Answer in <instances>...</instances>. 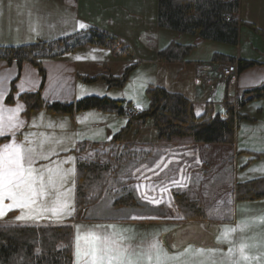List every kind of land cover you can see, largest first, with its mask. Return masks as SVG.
Wrapping results in <instances>:
<instances>
[{
	"label": "crops",
	"instance_id": "obj_1",
	"mask_svg": "<svg viewBox=\"0 0 264 264\" xmlns=\"http://www.w3.org/2000/svg\"><path fill=\"white\" fill-rule=\"evenodd\" d=\"M157 1L0 0V46L2 47L30 45L36 41L52 42L58 39H71L90 29H95L116 37L120 46L129 48L132 54V57H115L108 50L79 47L70 54L42 61L43 79L31 64L23 63L18 67L14 63L7 65L0 62V93L4 97L0 101V106L4 108L5 119L9 115L7 107L19 108L20 113H17V117L24 112V105L17 98L20 93L39 92L45 103L73 104L82 98L92 96L125 101L118 96H112L111 93L115 94L116 89L109 90L102 80L90 83L84 81L83 78L109 75L121 77L124 70L130 66H135V68L125 85L131 81V76L139 69L151 68L154 71H150L161 80H158L157 86L186 97L190 101V112L194 116L200 115L206 105H212L217 112H223L222 103L225 93L229 90L246 94V92L264 85V0H238L237 12L233 15L238 23L235 47L203 41L190 35L159 28ZM81 23L85 25L83 29L79 27ZM172 44L187 46L190 50L180 61L170 63L159 61L157 54ZM215 55L256 64L237 74L236 78L228 84L218 83L216 81L219 70L226 64L219 59L213 61ZM98 67H103L106 71L105 74H100L97 71ZM254 70L258 71V74H252L254 76L248 74V77L245 78L244 73ZM12 82L15 83V86L13 85L15 104L9 107L5 105V99L10 92ZM247 95V99L243 100L242 98L244 103L237 107L236 113L256 122L262 116L259 111L251 112L252 115L244 113L246 105L253 101L251 96ZM19 120L23 121L24 126L13 138L15 142L21 143L20 136L24 134L28 137L27 141L23 138L26 147L32 146L38 152H44L50 156L49 160L37 159L34 167L40 168L42 165L55 167L53 161L59 162L73 158L69 163L62 165L65 170L74 169V174L70 176L68 183L64 185L63 189H60L61 193L65 189H71L72 211L66 216H71L75 212L77 163L95 161L100 164L96 161L98 158H103V155L110 158L115 155L120 156L117 153V150L120 149L121 152L129 155L126 162L131 161L133 165L130 166H135L146 163L150 153L161 147L176 148L174 143L158 142L157 129L152 126L150 121H146L142 127L132 126L121 142L111 143V137L124 126L125 120L122 116H116L114 113H104L93 109L73 112L71 115L54 114L41 110L32 112L28 119L20 117ZM9 135L0 138V148L4 143L13 142L8 138ZM79 143L84 144L85 152H77ZM189 146L204 147L210 150L217 149L214 147H225L203 144ZM222 150L226 151L225 148ZM53 151L57 154L52 155ZM138 157L139 159L134 162ZM235 158L234 160L237 161L238 156ZM133 159L134 161H132ZM172 161L175 160L172 159ZM121 168H124V165ZM122 174L119 172L116 177H111L107 184V186H111H109L111 190H113L114 183L120 187L117 190V196L112 198L113 200L111 199L112 204L123 194H131L130 187L126 188L125 185H122L123 182L118 180L121 179ZM117 177L118 179H116ZM195 180L200 181V178L197 176ZM200 182H204V180ZM120 189L123 190L120 192ZM124 190L125 192H123ZM104 198H109L108 192L102 195L101 201L99 200L86 211L89 215L88 219L86 218L87 221L73 225V264H85L84 249L86 244L83 236H87L89 233L113 236L122 248L128 249V253L133 254L132 259L137 258L135 254H141L142 264H155L154 258L149 260L147 255L143 254L152 244L165 251L162 242L163 223L156 220H142L141 214L145 213L142 212L141 206L115 208L111 203L109 205L108 201L107 206L104 207L102 202ZM38 199L39 205L51 206L56 195L54 193L43 195ZM38 206L36 205V207ZM231 210L232 216L229 215V219L217 217L212 220L207 219L202 223L217 227L229 226L233 221H237L235 217L238 208L234 206ZM12 211L26 216V219L17 221L20 223L56 222V217L50 211L40 215L33 213L30 219L27 218L30 212L29 208L14 206ZM155 211L159 210H154V213ZM263 211L264 208L257 212L262 213ZM113 212L128 217H107ZM61 216L62 220L66 217L65 215ZM176 223L173 222V224ZM237 224L235 223V225ZM169 229L171 228H166V230ZM83 230H86L87 234H81ZM219 233L220 229H217L216 235ZM212 257L218 256L213 255Z\"/></svg>",
	"mask_w": 264,
	"mask_h": 264
},
{
	"label": "trees",
	"instance_id": "obj_2",
	"mask_svg": "<svg viewBox=\"0 0 264 264\" xmlns=\"http://www.w3.org/2000/svg\"><path fill=\"white\" fill-rule=\"evenodd\" d=\"M157 24L180 34L190 35L199 40L236 46L238 23L233 15L238 8V0L223 2L222 0H158ZM79 47H92L108 50L113 56L132 57L129 48L118 51L119 40L107 33L90 29L71 39H58L52 42L36 41L30 45L16 47L0 46V62L12 63L20 67L23 63L31 64L43 79L42 61L70 54ZM189 47L172 44L157 54L163 62H175L183 59ZM227 64H235L237 74L253 67L256 63L237 61L231 57L213 56ZM224 64V65H225ZM135 66L126 68L121 77L100 76L83 78L86 82L102 80L107 88H123ZM15 93L13 84L5 99L7 105L13 104ZM147 104L134 119L124 124L119 132L113 134L111 143H119L127 136L132 126L142 127L150 121L157 129V140L160 143L173 144L187 142L203 145H231L237 124L247 120L236 113L232 107L217 112L212 105H206L203 112L194 116L190 112V101L181 94L167 91L162 87H150L146 91ZM254 99H264V85L246 92ZM18 100L24 105L23 114L45 110L48 113L71 115L73 112L90 109L104 113L123 115L125 101L109 97H85L73 104L45 103L39 92L20 93ZM250 98V99H251ZM242 98L237 101L243 105ZM78 153L85 152V146L79 143ZM127 156V155H126ZM122 156H114L105 164L95 161L77 163L76 171V215H82L102 197L105 186L116 177ZM115 167V168H114ZM221 177V176H220ZM215 186V185H214ZM235 202H254L264 199V178L238 183L234 187ZM173 200L182 214L189 219V226L203 229V233L212 239L217 227L203 224L202 213L197 201H190L184 193L174 192ZM115 208L139 207L131 194L115 200ZM82 213V214H81ZM193 222V223H192ZM194 222L201 226H195ZM192 237H198L193 236ZM196 245V244H195ZM0 264H73V227L72 224L30 225L0 223Z\"/></svg>",
	"mask_w": 264,
	"mask_h": 264
},
{
	"label": "rangeland",
	"instance_id": "obj_3",
	"mask_svg": "<svg viewBox=\"0 0 264 264\" xmlns=\"http://www.w3.org/2000/svg\"><path fill=\"white\" fill-rule=\"evenodd\" d=\"M122 50L123 47L120 46L118 51ZM103 69V67H98L97 71L100 74H105L106 71ZM150 70L154 71L148 67L139 69L131 76V81L127 85L116 89L115 94L111 93L112 96H118L125 100L122 115L125 123L130 120L126 118L125 111L128 108L131 110L135 107V111L138 113L131 117L134 119L147 104V89L160 87L157 86L159 79ZM244 74L247 78L248 74H258V71L254 70ZM221 76L222 74H219L216 82L228 84L236 78L237 74L225 80ZM12 84L15 86V83L12 82L10 88ZM241 98L243 100L247 99L246 94L229 90L225 93L222 108L226 110L230 106L237 109V101ZM13 102L11 105H5L10 107L15 104V100ZM8 109L10 108L7 107ZM11 109L16 108L11 107ZM258 111L262 116L256 122L249 118H247L248 121L241 120L242 122H238L231 145H216L225 147H214L217 149L210 150L204 147H191L189 145H193V143L180 141L174 143L176 148L167 146L151 152L146 163L136 164L135 166H130L133 165L131 161V163L128 162L130 164L127 166L126 160L129 159V155L121 152L120 149L117 150V153L124 157L121 164V166L124 165V168L120 167L118 171V173H123L121 179H118V177L116 179L121 180L122 185H125L126 188L127 186L130 187L131 195L143 209L142 212L145 213L141 214L142 220H156L163 223L162 242L165 250L163 252L167 253L168 256H180V259L188 261V264H264V211L262 213L257 212L259 209L264 208V199L236 203L234 195V187L238 182L244 183L264 178V99H254L244 109V113L247 115H252L251 112L256 113ZM18 117L19 119L20 117L28 119L29 115L27 117V115L21 113ZM24 137V134L20 136V142L25 145ZM236 143L237 146H235ZM236 147L238 149H235ZM222 148H225L226 151L223 152ZM103 156V158H98L96 161L102 164L111 160L110 157ZM115 156L119 157V155ZM237 156L238 160L236 161L234 158ZM138 159L139 157L132 161L136 162ZM172 159L175 161H172ZM197 176L200 181L204 180V182L195 180ZM109 186L106 185L102 193L103 195L108 192L110 198L102 199L104 207L107 206L108 201L109 205L112 204L111 199L117 196V190L120 188L117 183L113 184V190ZM122 190L120 189V192ZM174 192L184 193L190 201H197L202 213L201 220L203 221L217 217L229 219V215L232 213L231 209L234 206L238 208L235 217L237 221H233L229 226H216L220 229V233L215 235L211 242L209 235L203 233V229L184 227V225L190 224V220L182 214L174 202L172 197ZM126 194L128 193L123 194V196ZM153 200H158L159 203H154ZM11 203L8 199L3 201L5 215L0 217V223L26 224L17 222L21 220L17 217L24 215L12 211L14 207L9 210L7 205ZM39 203L38 199L33 207L38 206ZM154 210L159 211L154 213ZM82 213L78 216L74 212L73 215L66 216L63 220L62 216L54 215L56 217L54 223L34 224L61 225L68 223L72 224L73 227L74 223L87 221L86 218L89 215L85 211ZM107 217L128 216L113 212ZM24 219H26V216ZM174 221L177 223L173 224ZM235 223L238 224L235 225ZM194 225L201 226L196 222H194ZM168 227L171 229L166 230ZM81 234H87L86 230L81 231ZM191 235L198 237H192ZM242 247L243 254H241ZM180 254L184 255L181 256ZM213 255L218 257H212Z\"/></svg>",
	"mask_w": 264,
	"mask_h": 264
},
{
	"label": "snow or ice",
	"instance_id": "obj_4",
	"mask_svg": "<svg viewBox=\"0 0 264 264\" xmlns=\"http://www.w3.org/2000/svg\"><path fill=\"white\" fill-rule=\"evenodd\" d=\"M79 27L83 29L85 25L81 23ZM3 98V94L0 93V101ZM7 111L9 115L5 120L4 108L0 106V138L11 134L8 138L13 141L4 143L3 147L0 148V217L5 215L3 208L5 199L12 202L7 205L9 210L14 206L29 208L30 212L27 218H32L33 213L40 215L49 211L57 216L69 215L72 211L70 204L71 189H65L63 193L60 192V189L64 188L70 176L74 174V169L65 170L62 165L69 163L73 158L59 162L53 161L55 167L51 165H42L40 168L34 167L37 159L49 160L50 156L44 152H38L32 146L25 147L23 143L15 142L13 138L24 124L17 117L19 108H10ZM24 138L26 141L28 140L27 136ZM51 154L56 155L57 153L53 151ZM50 189L52 191H49ZM53 193L56 195V199L51 206L40 204L38 207H33L37 203L38 197ZM152 202L159 203L158 200ZM24 218L25 216L17 217V219ZM77 239L79 240L80 237L78 236ZM84 239L86 244L84 249L85 264H142L141 254H135L137 258L132 259L133 254L128 253V249L122 248L113 236L89 233ZM126 253L128 255H125ZM241 254H243V247ZM143 255H147L149 260L154 258L155 264H188V261H182L180 256H168L155 244L150 245Z\"/></svg>",
	"mask_w": 264,
	"mask_h": 264
},
{
	"label": "built area",
	"instance_id": "obj_5",
	"mask_svg": "<svg viewBox=\"0 0 264 264\" xmlns=\"http://www.w3.org/2000/svg\"><path fill=\"white\" fill-rule=\"evenodd\" d=\"M222 1L223 2H234L237 0H222ZM219 74H222L221 77L223 80L234 77L237 74L236 65L235 64L225 65L224 67L221 68ZM135 110H136L135 107H133L131 110L128 108L125 111L126 118L132 119L131 117L135 116L138 113ZM222 110H224V109H222Z\"/></svg>",
	"mask_w": 264,
	"mask_h": 264
}]
</instances>
